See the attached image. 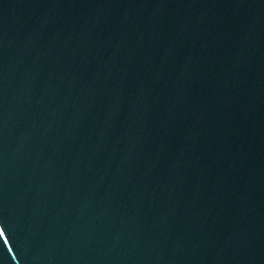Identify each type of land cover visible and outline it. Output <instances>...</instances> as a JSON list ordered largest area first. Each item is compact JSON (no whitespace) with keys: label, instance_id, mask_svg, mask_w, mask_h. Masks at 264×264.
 Returning <instances> with one entry per match:
<instances>
[{"label":"water","instance_id":"95a60500","mask_svg":"<svg viewBox=\"0 0 264 264\" xmlns=\"http://www.w3.org/2000/svg\"><path fill=\"white\" fill-rule=\"evenodd\" d=\"M0 264H264V0H0Z\"/></svg>","mask_w":264,"mask_h":264}]
</instances>
